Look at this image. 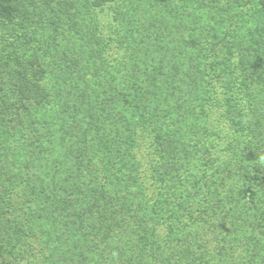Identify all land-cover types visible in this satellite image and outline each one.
Returning <instances> with one entry per match:
<instances>
[{"label": "trees", "instance_id": "trees-1", "mask_svg": "<svg viewBox=\"0 0 264 264\" xmlns=\"http://www.w3.org/2000/svg\"><path fill=\"white\" fill-rule=\"evenodd\" d=\"M223 1L0 0V149L17 165L0 260L26 228L44 258L63 244L88 264H205L263 239L264 132L246 130L264 105V0L226 16Z\"/></svg>", "mask_w": 264, "mask_h": 264}, {"label": "rangeland", "instance_id": "rangeland-1", "mask_svg": "<svg viewBox=\"0 0 264 264\" xmlns=\"http://www.w3.org/2000/svg\"><path fill=\"white\" fill-rule=\"evenodd\" d=\"M248 1L250 0H242V3L237 6V4L235 3L234 0H229V4L227 1H223L222 2V13L226 16V14L224 13L225 10H227L228 8H230L232 11L230 14H235L236 10H246V9H251L252 8V4L248 3ZM256 3V2H255ZM114 11H108L107 15H108V19L111 21L114 20ZM224 16V18H225ZM222 17L220 13L217 14V18ZM114 24H115V20H114ZM263 31L264 33V14L262 15V21H260V23L256 24L253 28H252V36L255 37H259L258 35H261L260 31ZM255 58V57H254ZM262 58L264 59V52L262 54ZM254 60V59H253ZM260 60L259 58L256 60ZM254 61V62H255ZM255 64V63H253ZM256 66V65H255ZM249 71H247L248 73H246L244 76V78H248L249 75H251L253 73V68L248 69ZM246 76V77H245ZM198 105V104H197ZM203 108H199L198 111L201 112ZM224 110V109H220L219 110V115H220V111ZM111 112H113V108L111 110ZM261 113L257 114L256 116H249V121H248V125H247V132H249L250 130H252L253 133L259 134L257 132H264V105L261 107ZM117 113L114 112V116H116ZM213 118V117H212ZM219 118H221L219 116ZM224 121V120H223ZM219 121V124L216 126L217 130H218V135L220 138V142L223 145V148L225 150L227 146V142L229 140L230 137H232V135L234 134V130L231 128L230 124L227 121ZM210 121H203V122H196L194 123L195 128L197 129H193L196 133H198L201 129H202V135H200L201 137V141H204L206 136H207V131L208 128L210 127ZM196 133H194L196 135ZM192 134V135H194ZM201 134V132H200ZM206 135V136H205ZM224 142V143H223ZM237 149H242L239 148V145L237 146ZM11 152H9V158L7 155H4L6 153H4L3 149H0V185L2 184V182H4L3 184H8L10 182H6L7 180H9L10 178L12 180H14V178H12L11 174H13V172L16 170L17 165L15 164V159L13 157V155L10 154ZM225 153H227L225 151ZM6 156V157H5ZM251 162H248V165ZM2 187V185H1ZM1 191V190H0ZM221 195V194H220ZM7 198H10V196L8 197V195L6 196ZM212 203V202H211ZM231 205V204H230ZM229 205V206H230ZM201 205H198V207H200ZM235 206V205H232ZM210 206H208L207 208H209ZM252 207L255 209V204H252ZM237 208V207H236ZM212 212V211H210ZM229 214L232 213V211L229 209L228 210ZM9 213L6 216H11ZM212 214V213H210ZM215 215V214H214ZM216 216V215H215ZM11 222H15V219L13 218V215L11 217ZM256 221V225L259 222V218L254 216L253 217ZM25 222V221H24ZM228 226L230 224V222L226 223ZM46 225H48V223H46ZM14 228L16 227L15 225H12ZM248 226H253L251 224L247 225ZM27 227V226H26ZM246 228V229H247ZM242 228H237L235 229L236 235L239 236V231ZM70 230V229H69ZM25 231V230H24ZM29 232L28 229L26 228V233ZM210 232V231H209ZM26 233L22 232L21 235V239H17V241H10L8 243V246L6 247V251H5V257H6V261H4L1 258V262H6V264L11 263V264H88L87 260H85V262H82V258L81 256H79L77 253H75V258L72 261L68 254L64 257L62 255V251L68 252L65 249L62 248V245L60 246L61 249H58V252L54 251L55 248H51V250L49 249V247H46V254H51L53 253V258L49 257V258H44L42 252H40V250L42 249L41 247V242L37 241L36 238L28 236ZM227 231L226 229H224L222 234L226 235ZM246 233V235L248 236V239L246 242L239 244L238 242L241 241H236L234 243H230V239L227 240V242L224 244L222 242V250L219 256H215V255H209L206 258V262L205 264H262L264 261L260 262V256L261 254L264 252V247H261L263 244V239L256 237L255 230L251 231L249 230V232H244ZM73 231H66L65 236H73ZM213 232H210L208 234V236L205 237V240H207L206 243H208L209 246V250H216L217 248V243L212 240V236H213ZM67 238V237H66ZM219 238V237H218ZM233 238V237H232ZM66 248L69 250V247L66 246ZM75 250V249H74ZM219 250V249H218ZM228 250V251H227ZM75 252H78L75 250ZM86 255L88 256V258H92V255H89V253H86ZM90 256V257H89ZM92 263V262H91ZM94 264V263H92Z\"/></svg>", "mask_w": 264, "mask_h": 264}]
</instances>
